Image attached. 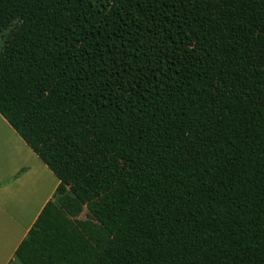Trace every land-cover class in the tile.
<instances>
[{"label": "trees", "instance_id": "obj_1", "mask_svg": "<svg viewBox=\"0 0 264 264\" xmlns=\"http://www.w3.org/2000/svg\"><path fill=\"white\" fill-rule=\"evenodd\" d=\"M1 33L60 179L8 264H264V0H0Z\"/></svg>", "mask_w": 264, "mask_h": 264}, {"label": "crops", "instance_id": "obj_2", "mask_svg": "<svg viewBox=\"0 0 264 264\" xmlns=\"http://www.w3.org/2000/svg\"><path fill=\"white\" fill-rule=\"evenodd\" d=\"M60 179L0 113V264L54 201Z\"/></svg>", "mask_w": 264, "mask_h": 264}, {"label": "rangeland", "instance_id": "obj_3", "mask_svg": "<svg viewBox=\"0 0 264 264\" xmlns=\"http://www.w3.org/2000/svg\"><path fill=\"white\" fill-rule=\"evenodd\" d=\"M6 33H1L0 34V52L2 50V46H3V41H4V35ZM59 205V204H58ZM60 207V206H59ZM62 214V210H61V207L58 208V207H54V206H50V208L48 209V216L49 218L54 221L56 220L60 215ZM86 215H87V209L86 207H84L77 215L73 216L74 219H84L86 218ZM98 247L103 250L104 252L108 249V245H101L99 244Z\"/></svg>", "mask_w": 264, "mask_h": 264}]
</instances>
